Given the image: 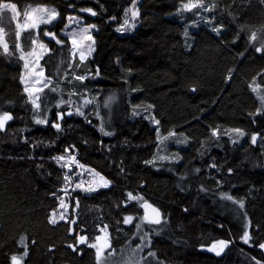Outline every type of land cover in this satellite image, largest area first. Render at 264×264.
Masks as SVG:
<instances>
[{
  "label": "trees",
  "instance_id": "1",
  "mask_svg": "<svg viewBox=\"0 0 264 264\" xmlns=\"http://www.w3.org/2000/svg\"><path fill=\"white\" fill-rule=\"evenodd\" d=\"M188 1L140 0L138 24L124 34L118 28L126 0H0L15 4L21 18L28 5L58 10L53 24L23 29L19 36L22 52L31 51L36 35L49 47L40 64L51 83L40 92L39 110L19 80L14 21L0 13L8 46L5 52L0 45V114L13 117L0 131V264H11V255L22 256L25 249L22 264H97L94 248L79 245L73 251L68 245L75 244L77 233L92 242L96 224L107 225L115 250L127 245L142 216L141 201H128V193L161 209L151 248L167 263L256 264L245 251L264 262L258 247L264 243V108L251 89L254 82L264 85V0H202L210 11L194 26L195 18L180 9ZM87 8L97 15L81 11ZM70 15L96 26L92 54L83 62L61 33ZM211 17L223 26L219 36L206 22ZM44 31L64 43L56 44ZM77 75L87 79L81 82ZM109 93L116 101L112 132L104 135L99 110ZM144 106L159 121L155 126L133 115ZM66 111L73 115L57 121L56 113ZM45 116L48 124L35 123ZM52 122L60 123L59 132ZM236 128L245 132L240 143L226 135ZM253 133L260 134L255 145ZM176 134L181 146L170 150L178 160L157 159L161 149H169H159L161 143ZM73 145L76 160L111 184L88 195L77 192L78 227L70 234L68 223L50 224L49 215L66 171L53 157ZM126 216L134 217L127 225ZM245 230L251 246L241 239ZM217 240L228 242L220 255L206 249Z\"/></svg>",
  "mask_w": 264,
  "mask_h": 264
},
{
  "label": "rangeland",
  "instance_id": "2",
  "mask_svg": "<svg viewBox=\"0 0 264 264\" xmlns=\"http://www.w3.org/2000/svg\"><path fill=\"white\" fill-rule=\"evenodd\" d=\"M139 1L140 0H126L127 5L125 7V12L122 18V23L120 24L119 31L121 33H127L131 30H133L137 24H138V15H139ZM197 2H201L205 7L210 9V4L209 3H205L202 0H189L187 3H197ZM1 4H12L10 2H3ZM186 4V3H185ZM184 5V4H183ZM183 5L180 7V9L183 12H187L188 14H190L193 18H195L193 21L194 23L192 24V26L200 24L201 20L203 18H206V14L207 12L203 11L202 8H191L189 9H185L183 7ZM55 11L56 13H58V10L56 7L54 6H47V5H28L25 9L24 14L22 15V18L20 17L19 12L16 9V13H13L11 11V9H0V13L4 12L2 14V17L6 16V13L9 14V16L13 19L14 24H15V31H19L21 34V31L23 29H28L31 27H25V24H31L32 22H35L38 24V28H34L36 30H38L42 25H51L53 24L56 19L58 18V15L56 17V19L52 20L51 23L49 24H45L42 23L41 21L44 19H50L51 18V14L52 12ZM136 13L137 15L135 16V18H133V13ZM71 18H75V20H79L81 21V23L79 25H77L74 22H71ZM128 20V24H125L124 21ZM93 24H86L84 22V19L81 16H77V15H70L67 19V23L65 25V27L63 28V30L61 31V33L65 36H67L69 38L70 44H71V54L73 55V48H72V43H71V39H72V33L73 31L79 33L80 29L83 27H89ZM96 28V26L94 28H90L89 33L85 34V36L83 38H81L80 36L75 37L77 39V47L75 49V55L77 57H79L80 59V53L83 52L84 53V57H88L92 54L93 48H94V36H93V31ZM87 35H91L92 40L89 41L87 40ZM37 37V35L35 36V38ZM47 38H51L49 36H45ZM17 38V36H16ZM34 38V39H35ZM6 35L3 34V29L0 28V45L3 47L4 49V44L6 43ZM52 39V38H51ZM39 43H43L46 45L45 49H40L38 47ZM186 44L188 45L189 43L186 42ZM17 45H19V47H17ZM15 49L16 51L21 55L24 56V59H21V64H22V74L20 77V82L23 86V88L25 87H29L30 89H40V88H44L43 87V81L45 80H50L48 79L44 72H42V75L37 76V73H39L42 69V66L40 64V60L43 57V55L45 53H47L49 51V47L47 45L46 42H44L43 40H41L38 37V43L37 45H33L32 49L30 52H22L21 51V47H20V42H19V37L17 38L16 44H15ZM33 49H35V53L32 55H29V53L33 52ZM5 51V50H4ZM84 58V59H85ZM38 61V67L36 66ZM25 63L28 64V68H25L24 65ZM43 70V69H42ZM37 80H40L41 83H36ZM251 89H255L253 90V92L255 93V95L257 96V99L259 101V105L260 108H264V85H259L256 82L251 84ZM41 92V91H40ZM40 92H33V97H35L36 95H39L40 97ZM29 101L30 98L28 96V94L26 93ZM116 98H115V94L113 93H109V94H104L103 99L100 102V110H99V119H101V124L99 127V130L101 131V128L103 127L105 132H112V127L110 126L113 120L114 115H112V107L113 104L115 103ZM80 104L85 103V99L84 98H80L79 101ZM31 103V102H30ZM37 103H39V100L37 101ZM32 104V103H31ZM33 105V104H32ZM101 111H103L101 113ZM140 114H142L144 117H146L147 119H149V121H151V123L155 126V119L152 116V112L151 110L144 106V107H137L133 110V115L139 116ZM232 129H228L226 131V135L230 138L231 141L233 140H237L238 143L242 142V140L245 138L244 137H238L237 134L233 133L231 131ZM102 134H104L101 131ZM161 137V136H160ZM182 137L181 135L176 134L175 136H170L168 137L165 141H163L159 147V149H161L162 147H164L165 145H168L169 149L167 147L164 148V150H160V152L157 154V159H162L161 157H165L164 159H168V160H178V156L176 155L177 151L175 150H170L174 149L172 147H180L181 144L179 143L178 140H180ZM187 145H185L184 147H186ZM167 149V151L165 150ZM157 152V151H156ZM63 155H73V153H66ZM60 163H64L63 161H61ZM80 165H83L79 162ZM88 170H91L93 173L98 174V175H89ZM68 172V169L66 168L65 173ZM72 172L73 173H77V172H82L83 176L82 178L85 181L84 187H97L98 189L104 188V187H99V185L102 183L101 181V177L104 178V180H107L110 182V180H108L107 178H105L101 173H98L95 169L85 166L83 165V169H79L77 168L75 165H73L72 167ZM81 179V176H74L73 179L71 181H65V179H63V184L59 189V193L56 196V200H57V206L55 209H53L50 212L49 217L51 216V214L53 212L56 213L57 218L59 217L60 213L65 212L64 208L60 207V201L59 199H57V197H60L64 200L65 204L68 206L67 207V212L65 213V215L68 217L69 221H71L72 219H76L78 217V212L80 207L78 208L76 206V203L74 201V198L77 196V192H79L81 195H88L91 194L93 192L90 193H86L80 189H76L75 191H72L73 187L75 186L76 183H78ZM111 184V182H110ZM67 189V195L65 194L64 191H61V189ZM136 197L140 198L142 197L143 199H146L145 197L141 196V194H138ZM138 202H140V199H137ZM143 217V216H141ZM140 217V218H141ZM60 222V221H59ZM140 219L139 222L140 223ZM143 230L144 231H148V234L150 236V238L152 237V231H149V229H155L156 227L153 225H148V224H143L142 225ZM96 232L93 235V240L92 242H95V237L97 235L100 234V231L98 230V224H96ZM142 234V233H141ZM111 240H112V236H109V243L111 244ZM220 240L217 241H213L211 242L209 245L206 246V249L208 250L209 248H211L214 244L217 246V250H219V242ZM226 241V240H224ZM141 241L139 239V236L137 234V228L135 227V234L131 237V239L127 242V245H125L123 248L121 249H114V246L111 245L110 248L106 247L103 251V260L105 261V264H134L135 261H139L140 264H173V263H167L166 260H163L161 258L158 257L156 251L154 249L151 248V243H150V247L144 248L143 251H140L139 249L136 250L135 254H133V249H136V246L138 244H140ZM225 249V247H224ZM223 249V251H224ZM222 251V252H223ZM148 252H152L154 253V256L149 257L147 254ZM213 253H215V251H211ZM221 252V253H222ZM247 255H249L252 259H254L256 262L259 261L260 264H264V262L262 260H259L257 258H254V256L252 254H248L247 251H245ZM109 253H111V255L109 256ZM244 253V252H243ZM145 257H147V259H145ZM97 260V258H96Z\"/></svg>",
  "mask_w": 264,
  "mask_h": 264
},
{
  "label": "snow or ice",
  "instance_id": "3",
  "mask_svg": "<svg viewBox=\"0 0 264 264\" xmlns=\"http://www.w3.org/2000/svg\"><path fill=\"white\" fill-rule=\"evenodd\" d=\"M183 7L185 9H191V8H202L203 11L207 12V11H210L209 8L205 7L201 2H197V3H186L183 5ZM11 9V11L13 13H16V5L15 4H0V9ZM82 12H87V13H90L92 16H96L97 13L95 11H93L91 8H87V9H81ZM58 13H56L55 11L52 12L51 14V18L50 19H44L42 20L41 22L42 23H45V24H49L52 22V20L56 19ZM137 14L134 12L133 13V18H135ZM214 17H211L209 18L206 22L210 25L211 27V30L213 32H215L218 36L221 35V32H222V25L217 27L212 21H214ZM71 22H74L76 23L77 25H79L81 23V21L79 20H75V18H71ZM125 24H128V20L126 19L124 21ZM25 27H31V28H38V24L35 23V22H32L30 25L29 24H25ZM95 25H91L89 27H83L80 29V32L77 33L75 31H73L72 33V39H71V43H72V48H73V55H75V49L77 47V39L75 37L77 36H80L81 38H83L85 36V34L89 33L90 31V28H94ZM120 29H118L119 31ZM43 35L44 36H49L51 37L52 39L55 40L56 44H60L62 45L64 43V41H62L61 39H58L56 37V34L53 33V32H50V31H44L43 32ZM16 36L17 38L20 36V32L17 31L16 32ZM87 40L91 41L92 40V37L91 35H87ZM253 39H255V35H253ZM31 43L33 45H37L38 43V35L35 39H32L31 40ZM17 47H19V45H17ZM38 47L40 49H45L46 48V45L43 44V43H39L38 44ZM4 50L5 52L8 51V46L7 44H4ZM257 52H261V48H256L255 49ZM35 53V49H33V52L32 53H29V55H32ZM84 53L81 52L80 53V60L81 62H83L84 60ZM20 59H24V56L21 55ZM36 66L38 67V61H37V64ZM25 68H28V64L25 63L24 65ZM42 72L43 70L41 69V71L39 73H37V76L39 75H42ZM74 79L76 80H79L81 82H83L85 79H87V76H84V75H77L74 77ZM36 83H41L40 80H37ZM51 83L50 80H45L43 81V87H48L49 84ZM52 91H56L55 88L51 89ZM195 89H193L194 91ZM255 90V89H253ZM24 91L25 93L28 94L29 98H30V102L33 104V107L34 109L36 110H39L40 109V104L37 103V101L40 99L39 95H36L35 97H33V92H40V91H43V88H40V89H30L29 87H25L24 88ZM73 94H76V93H73ZM87 102H90V101H86ZM65 103V101L61 100L59 102V104L57 105V107H59L61 104ZM45 112H47V108H45ZM76 113L77 114H80V115H83V112L80 111V109L78 108L76 110ZM257 114H259V109L257 110ZM65 115H68V116H71L73 115V113L71 111H66V112H58L56 113V117H57V121H61L64 119V116ZM13 119V117L8 113V112H3V114H0V131H4L5 130V127H6V124L8 121H11ZM255 122V121H253ZM35 123L38 124V125H45V124H48L49 123V120L47 118V116H45L44 118H36L35 119ZM155 123H159V121H155ZM51 126L53 128H55L58 132L61 130V125L59 122H52L51 123ZM101 131L104 133V135H110L111 133L109 132H105L103 127L101 128ZM233 133L237 134L238 137H244L245 136V132L239 128H236V129H232L231 130ZM219 133H220V130L217 129V128H214L212 129V136L213 137H216L217 139L219 138ZM260 134L259 133H253L251 134V137H250V140H251V143L253 145H255L257 143V140H258V136ZM233 143H237L238 141L237 140H233L232 141ZM75 151V146H70V148H66L64 149V152L65 153H70V152H74ZM162 159H164L165 157H161ZM54 160L57 161V163H60L61 161H63L64 163H62L60 166L63 167V168H67L68 169V172H66L64 174V179L65 181H71L73 179L74 176H81V179L78 183L75 184V186L73 187L72 191H75L76 189H80L86 193H90V192H93V191H97L98 188L97 187H84V184H85V181L84 179L82 178L83 176V173L82 172H77V173H73L72 172V167L73 165H75L77 168L79 169H83V165H80L79 162L76 160V157L75 155H61V156H57V157H53ZM211 167L215 168L216 165L213 164L211 165ZM197 172L200 171V169H196ZM89 172V175H98V174H95L93 173L91 170H88ZM229 172H231V169H229ZM102 183L99 185V187H104V188H107V187H110V182L107 181V180H104L103 177L100 178ZM61 191H64L65 194L67 195V189L64 188V189H61ZM52 195H56V193H53ZM222 199H225V200H232V197L230 195H222L221 197ZM57 199H59L60 201V207L64 208L65 212H62L60 213L59 217L57 218L56 216V213L53 212L51 214V216L49 217V223L50 224H57L59 221H64L65 223H68L69 226H70V234H72V232L75 231L74 228H72L73 225H77V221L76 219H72L71 221H69L68 217L65 215V213L67 212V205L65 204L64 200L60 197H57ZM137 199H140L142 201L141 203V207L142 208H145V209H148L150 211H145L144 212V215L143 217L140 218V223L136 224V228H137V234L139 236V239L141 241L140 244H138L136 246V249H133V254H135L136 250L139 249L140 251H143L144 248H147V247H150V243H151V238L148 234V231H144L143 230V227L142 225L143 224H148V225H159L162 223V213L160 212L159 209L153 207L151 204H149L147 201H143L142 200V197L138 198L136 196H134L132 193H128L127 194V200L128 201H132V200H137ZM233 203H237L236 201H233ZM79 205V201L77 200L76 201V206L78 207ZM239 207L240 208H243L244 205L242 202H239ZM134 220V217L132 216H126L123 218V223L124 224H130L132 221ZM250 224V222H249ZM99 227V231L101 234H104L107 230V225H103V227ZM149 231H152L154 232L155 229H149ZM142 233V234H141ZM77 236V239H76V242L75 244H69L68 247L72 248L73 251H76L77 248L79 247V245H87V247H90V248H94L96 249V258H97V264H105V261L103 260V251H104V248L105 247H108L110 248L111 247V244L108 242V239L106 236H103L102 235H97L95 237V242H89L88 240V237L86 235H80L79 233L76 234ZM103 238V243H101V240ZM242 241L245 243V244H248L249 246H251L252 244V237L249 233V231L245 230L243 232V236L241 237ZM34 243V242H33ZM227 241H224V240H220L218 242L219 244V250H217V246L214 244L211 248H209L208 250L209 251H215L216 255H220L221 252L223 251L224 247L227 246ZM258 247L261 249V250H264V243H259ZM27 250L25 249V251L23 252V255L22 256H17V255H11L10 259H11V264H22L24 258L27 256ZM111 255V253H109V256ZM149 257L151 256H154V253L152 252H148L147 254ZM145 259H147V257H145ZM134 264H140L139 261H135ZM256 264H260L259 261L256 262Z\"/></svg>",
  "mask_w": 264,
  "mask_h": 264
},
{
  "label": "water",
  "instance_id": "4",
  "mask_svg": "<svg viewBox=\"0 0 264 264\" xmlns=\"http://www.w3.org/2000/svg\"><path fill=\"white\" fill-rule=\"evenodd\" d=\"M77 200H78V199L75 198V203H76ZM143 201H147V202H148L149 204H151L153 207L159 209L160 212L162 213L161 209H160L159 207H157L155 204H153L151 201H149V200H147V199H145V200H143ZM141 203H142V201L140 202V205H141ZM78 207H79V205H78ZM140 208H141V211H142V216L144 215V212H145L146 210H147V211H150V210H148V209L142 208L141 206H140ZM162 220H163V213H162ZM99 235H102V237H103V236H106V233H104V234H101V233H100ZM101 243H103V238H102V240H101Z\"/></svg>",
  "mask_w": 264,
  "mask_h": 264
},
{
  "label": "flooded vegetation",
  "instance_id": "5",
  "mask_svg": "<svg viewBox=\"0 0 264 264\" xmlns=\"http://www.w3.org/2000/svg\"><path fill=\"white\" fill-rule=\"evenodd\" d=\"M75 198H77V197H75ZM75 198H74V201H75ZM98 230H99V227H98ZM110 236V235H109ZM106 237H107V239H108V242H109V237H108V235H107V233H106ZM106 248V247H105ZM104 248V249H105ZM96 250V249H95Z\"/></svg>",
  "mask_w": 264,
  "mask_h": 264
}]
</instances>
